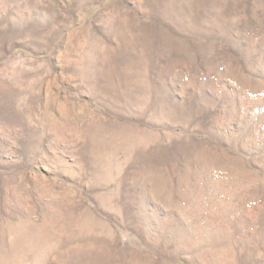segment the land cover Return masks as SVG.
Listing matches in <instances>:
<instances>
[{
  "label": "rangeland",
  "instance_id": "rangeland-1",
  "mask_svg": "<svg viewBox=\"0 0 264 264\" xmlns=\"http://www.w3.org/2000/svg\"><path fill=\"white\" fill-rule=\"evenodd\" d=\"M0 264H264V0H0Z\"/></svg>",
  "mask_w": 264,
  "mask_h": 264
}]
</instances>
